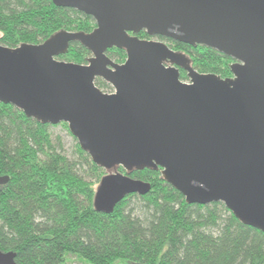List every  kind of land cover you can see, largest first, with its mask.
<instances>
[{
	"label": "water",
	"instance_id": "1",
	"mask_svg": "<svg viewBox=\"0 0 264 264\" xmlns=\"http://www.w3.org/2000/svg\"><path fill=\"white\" fill-rule=\"evenodd\" d=\"M49 1L96 27L59 31L42 44H0V104L67 126L106 171L95 212L112 214L126 196L147 195L150 184L127 174L160 169L187 205L220 203L264 234V0ZM141 31L150 40H139ZM158 38L231 58L232 76L199 74ZM75 42L90 52L85 64L57 60ZM113 48L125 51L123 63L106 56ZM96 79L113 92L98 90ZM0 264H16L15 253L0 251Z\"/></svg>",
	"mask_w": 264,
	"mask_h": 264
},
{
	"label": "trees",
	"instance_id": "2",
	"mask_svg": "<svg viewBox=\"0 0 264 264\" xmlns=\"http://www.w3.org/2000/svg\"><path fill=\"white\" fill-rule=\"evenodd\" d=\"M95 27L90 16L49 0H0V44L7 48L42 44L64 30L86 34ZM137 38L150 40L143 31ZM158 40L186 55L199 74L232 76L233 61L221 53ZM89 56L75 42L57 60L85 64ZM106 56L117 64L126 59L116 48ZM179 77L187 81L183 71ZM95 86L112 92L100 79ZM51 127L0 104V178L7 177L0 185V251L15 253L16 264H264V234L243 226L220 203L187 205L160 169L127 174L118 168L148 182L151 190L126 196L112 214L95 212V188L106 171L77 143L76 160L66 158Z\"/></svg>",
	"mask_w": 264,
	"mask_h": 264
},
{
	"label": "rangeland",
	"instance_id": "3",
	"mask_svg": "<svg viewBox=\"0 0 264 264\" xmlns=\"http://www.w3.org/2000/svg\"><path fill=\"white\" fill-rule=\"evenodd\" d=\"M153 40L159 41L158 39H153ZM67 130L68 129H65L60 124H58L57 126H52L50 128L51 137L53 138L54 141H55L56 138L59 137L60 138V142H61V148H62L61 149V153L68 159L76 160L74 145L77 142L74 140V137L71 136V134H68ZM137 204L138 203H136L135 206H137ZM73 264H80V263L75 261Z\"/></svg>",
	"mask_w": 264,
	"mask_h": 264
},
{
	"label": "flooded vegetation",
	"instance_id": "4",
	"mask_svg": "<svg viewBox=\"0 0 264 264\" xmlns=\"http://www.w3.org/2000/svg\"><path fill=\"white\" fill-rule=\"evenodd\" d=\"M112 89V88H111ZM113 92V91H112ZM112 92H110L109 94H111Z\"/></svg>",
	"mask_w": 264,
	"mask_h": 264
}]
</instances>
